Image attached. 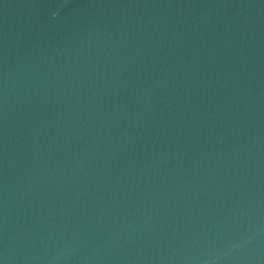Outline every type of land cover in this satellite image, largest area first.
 Listing matches in <instances>:
<instances>
[{
    "label": "water",
    "instance_id": "1",
    "mask_svg": "<svg viewBox=\"0 0 264 264\" xmlns=\"http://www.w3.org/2000/svg\"><path fill=\"white\" fill-rule=\"evenodd\" d=\"M0 264H264V0H0Z\"/></svg>",
    "mask_w": 264,
    "mask_h": 264
}]
</instances>
